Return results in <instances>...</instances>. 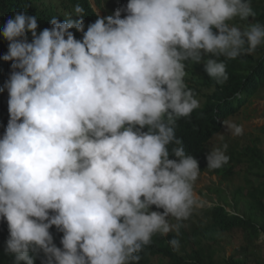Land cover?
<instances>
[{
  "label": "clouds",
  "instance_id": "obj_1",
  "mask_svg": "<svg viewBox=\"0 0 264 264\" xmlns=\"http://www.w3.org/2000/svg\"><path fill=\"white\" fill-rule=\"evenodd\" d=\"M254 15L251 0H127L87 25L79 3L39 31L26 10L5 20L0 221L11 264H139L157 234L174 233L179 250L184 222L206 203L199 161L176 135L200 107L186 69L203 65L223 85L226 61L264 45V24L231 23ZM215 140L209 170L230 159L224 134Z\"/></svg>",
  "mask_w": 264,
  "mask_h": 264
},
{
  "label": "trees",
  "instance_id": "obj_2",
  "mask_svg": "<svg viewBox=\"0 0 264 264\" xmlns=\"http://www.w3.org/2000/svg\"><path fill=\"white\" fill-rule=\"evenodd\" d=\"M94 1L101 9V0ZM77 3L85 9L83 17L85 24L93 22L96 12L89 0H0V27L15 12L26 10L29 14L37 16L39 31L50 27L48 20L53 16H57L58 20L62 21L66 14L72 13ZM126 3L127 0H118L117 7ZM251 5L255 13L253 17L247 21H240L237 18L231 23L264 24V0H251ZM103 15H105L104 10ZM75 35L77 39L80 38L76 33ZM6 51L7 42L0 37V57ZM226 65L229 79L223 85H216L205 72L196 71V65H188L185 82L193 90L200 107L195 109L190 117L177 121L176 135L182 138L186 153L198 159L200 174L207 173L220 177L223 181H230L243 171L246 173V179L250 175L264 178V150L255 139L244 138V142L240 143L239 147H228L226 155L230 159L222 168L209 170L206 166L205 156L213 146L216 135L225 131L221 122L238 117L252 99L260 97L264 92V45L258 47L251 55H241L234 60L226 61ZM9 71L10 62L0 59V88L3 87ZM4 109H7L5 91L0 92V117ZM261 186L262 190L254 191L253 202L251 200L246 202L247 214L237 213L239 197L244 195V190L240 187L232 195L235 214L229 213L221 205L209 208L204 212L207 222L201 223L192 231L185 225L181 228L178 251H174L167 243V240L175 236L174 233H169L167 237L159 234L153 236L151 245L146 246L140 254L139 264H215L211 260L209 262L206 260L208 254L204 241L217 242L222 235L230 234L234 230L244 231L249 240L258 239L260 232H264V182ZM225 204L229 206L226 201ZM51 231L59 246L60 234L55 233L54 228ZM7 236V225L0 221V264H11V257L4 255L3 252ZM246 252V247H241L236 255L223 259L224 264H259L258 260L250 257ZM36 264H39L38 260Z\"/></svg>",
  "mask_w": 264,
  "mask_h": 264
},
{
  "label": "rangeland",
  "instance_id": "obj_3",
  "mask_svg": "<svg viewBox=\"0 0 264 264\" xmlns=\"http://www.w3.org/2000/svg\"><path fill=\"white\" fill-rule=\"evenodd\" d=\"M93 9L101 11L103 10L105 15L111 14L112 11L117 8L118 0H101V9L97 7L92 0H90ZM187 70V69H186ZM196 71L204 72L203 65H196ZM186 78V77H185ZM5 93H7L5 91ZM233 122L243 126V135L233 137L229 132L225 131L224 143L228 144V147L237 146L244 142V138H250L257 140L259 146L264 150V92L263 94L251 100V102L241 111L240 115L234 119ZM247 136V137H246ZM217 143L215 140L213 144ZM263 172H260L262 174ZM246 173L240 172L233 177L230 181H223L220 177L202 173L199 175L198 180L195 183V191L201 195L206 201L205 206L195 212L192 217L184 222V225L188 227V230L192 231L195 227H198L201 223L207 222L204 212L209 208L217 205L224 206L226 210L235 214V208L233 209L234 200L233 194L237 188L242 187L244 195L239 197V205L237 207L238 214H247L246 202L251 200L253 202V194L256 189H261V183L264 182V178H255L254 176H248L245 178ZM229 206H226L225 201ZM264 204V199H263ZM236 211V210H235ZM173 223L175 221H172ZM204 247L207 250V261L211 260L215 264H224L225 258L230 255H236L241 247H246V253L259 261V264H264V232H260L258 239L249 240L246 233L240 230H234L230 234L222 235L218 238L217 242L204 241Z\"/></svg>",
  "mask_w": 264,
  "mask_h": 264
}]
</instances>
